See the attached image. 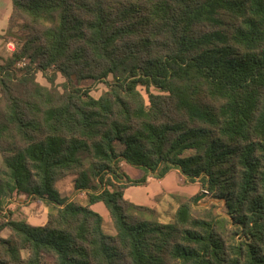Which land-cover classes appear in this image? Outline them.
Returning a JSON list of instances; mask_svg holds the SVG:
<instances>
[{"label":"trees","instance_id":"16d2710c","mask_svg":"<svg viewBox=\"0 0 264 264\" xmlns=\"http://www.w3.org/2000/svg\"><path fill=\"white\" fill-rule=\"evenodd\" d=\"M11 3L0 211L24 195L51 212L39 226L3 217L0 264H264V0ZM109 78L99 98L80 87ZM174 170L225 216L173 194L178 208L165 224L125 198ZM69 175L87 204L57 188Z\"/></svg>","mask_w":264,"mask_h":264},{"label":"rangeland","instance_id":"374dc122","mask_svg":"<svg viewBox=\"0 0 264 264\" xmlns=\"http://www.w3.org/2000/svg\"><path fill=\"white\" fill-rule=\"evenodd\" d=\"M11 1V0H10ZM12 14V13H11ZM9 44V43H8ZM8 44H5V47L1 50L0 52V63H3L4 59H7L10 55L11 52L8 50ZM14 45V44H13ZM15 47V46H14ZM112 80V78H109L107 81L104 82H99V81H94V80H85L80 84V87L89 89L90 95L93 96L94 98H99L101 97L106 91H108V85ZM37 81L48 88H50L51 84L48 82L46 77L41 73L38 72L37 74ZM66 79L61 75L57 74L56 78V85L57 87H60ZM142 94L147 98V94L144 88L140 87L139 88ZM194 150L187 151L185 155H189L193 153ZM2 162V157L0 155V165ZM124 170L128 168L127 165L123 166ZM128 175L131 176V178H134L136 169L133 167H130L126 171ZM139 173V172H138ZM182 175L178 177V185L183 186L184 181H183ZM78 176L77 175H69L62 180H60L57 183V188L59 189L60 192L66 194L72 201L79 202L81 204H87L88 202V197L85 191H77L76 189V182H77ZM186 181V180H185ZM94 183V181H92ZM185 186L191 187L194 185H190L187 182H185ZM196 187L189 190L192 193L196 192V198L194 201V206L198 209H203L204 207H210L211 205H217L213 207L215 212L217 213L216 215L218 216H225L226 214V209L223 207V204H220L216 201H214L210 196H208L205 193H202L200 190L199 185H195ZM154 188L152 189H146L144 187H131L126 191V197L129 201L138 204V205H144L146 207H154V205L159 204L158 209L154 208L157 210V212L154 215H146V218L151 217L154 220H157L161 223L169 224L172 223L174 219V215L177 211L178 204L176 200H174L172 197L164 196L165 194H161L159 198H157V195L153 193ZM189 191L182 192V193H189ZM180 193V192H177ZM176 193V194H177ZM202 195V196H201ZM205 195V196H204ZM159 196V195H158ZM162 202H164L165 206H163ZM217 207L221 208L220 210L217 211ZM0 222H3V217H9L13 219H21L24 220L23 218L31 216V221L34 225H40L42 222L47 218V215L51 212V207L46 205L44 202H40L38 200H32L28 199L24 195H18L16 198H13L12 200H9L8 204L4 207L3 211H0ZM11 213V215H10ZM26 217V218H27ZM104 218V229L105 232L114 235L115 230L114 226L111 222L109 213L107 214V217ZM10 234L9 229L5 228L2 231H0V239L1 238H6Z\"/></svg>","mask_w":264,"mask_h":264},{"label":"crops","instance_id":"0c3cea01","mask_svg":"<svg viewBox=\"0 0 264 264\" xmlns=\"http://www.w3.org/2000/svg\"><path fill=\"white\" fill-rule=\"evenodd\" d=\"M11 13H12V3H11V1L10 0H0V52L5 47V44H6L2 40L1 36L5 33V31L7 30L8 26H9V20H10V17H11ZM11 46H13V49H15L13 44ZM129 168H130V166H128V168H126L125 171H127V169H129ZM135 175L136 176L134 177V179H138V178L141 177V172L139 170H136ZM180 175H182V174L179 171L174 170V171L170 172L169 174H167V176L165 178L161 179V180H156V179H153V178H149L147 185L146 186H142V187H144L146 189L147 188L148 189L149 188L150 189L154 188L153 193H155L157 195V198H159L161 194H165L164 196H166V200H169V199H167V196L171 197L173 194H176L177 192H180V193H177V194H185V193H182V192L189 191L191 189V187L195 188L196 187L195 185L198 186V184H190V185H194V186H191V187L185 186V178L184 177H183L184 185L182 187L179 186L178 183H177L178 182L177 179H178V177ZM126 191H125V198L127 199ZM186 195L196 196L197 193L196 192L192 193V191L191 192L189 191V193H187ZM162 204H163L162 207H164L165 206L164 202H162ZM158 207H159V204H156L152 208L158 209ZM92 209L95 210L96 212H98L102 217L104 216L105 218L107 217V214L109 213L103 203H97V204L93 205ZM25 216L27 217V215H25ZM26 217L23 218L25 221H27L29 224H31L33 226H36V225H34L32 223L31 216H29L27 218ZM46 219L42 222V224H44ZM42 224H40V225H42ZM37 226H39V225H37Z\"/></svg>","mask_w":264,"mask_h":264},{"label":"built area","instance_id":"2783aa9c","mask_svg":"<svg viewBox=\"0 0 264 264\" xmlns=\"http://www.w3.org/2000/svg\"><path fill=\"white\" fill-rule=\"evenodd\" d=\"M11 45H12V43H9L8 44V49L11 50V51H13L14 49H13V46H11ZM204 193L205 194H208L206 191Z\"/></svg>","mask_w":264,"mask_h":264},{"label":"water","instance_id":"95a60500","mask_svg":"<svg viewBox=\"0 0 264 264\" xmlns=\"http://www.w3.org/2000/svg\"><path fill=\"white\" fill-rule=\"evenodd\" d=\"M205 196V195H204Z\"/></svg>","mask_w":264,"mask_h":264}]
</instances>
